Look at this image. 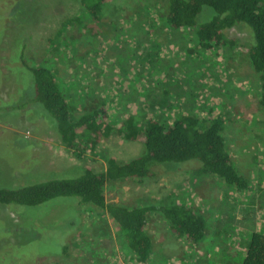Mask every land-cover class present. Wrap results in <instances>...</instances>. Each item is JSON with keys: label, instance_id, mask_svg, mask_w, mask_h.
I'll return each mask as SVG.
<instances>
[{"label": "rangeland", "instance_id": "1", "mask_svg": "<svg viewBox=\"0 0 264 264\" xmlns=\"http://www.w3.org/2000/svg\"><path fill=\"white\" fill-rule=\"evenodd\" d=\"M164 9L165 0H109L96 23L79 0H0V186L76 177L87 165L100 170L108 157L128 161L142 153V134L136 140L111 134L96 145V154L77 158L61 143L50 112L32 99L33 76L22 59L50 67L79 110L105 99L111 114L134 113L140 127L152 108L167 119L220 113L248 189L197 174L195 164L167 162L142 182L108 183L105 196L131 206L182 201L205 215L206 235L197 245L175 237L163 218L151 215L148 264L239 261L252 233L264 231V120L258 77L246 55L248 30H227L233 46L199 50L191 29L166 25ZM165 92L167 103L160 100ZM12 205L0 203V264H137L109 215L94 206L68 196ZM65 242L70 249L63 255Z\"/></svg>", "mask_w": 264, "mask_h": 264}, {"label": "trees", "instance_id": "2", "mask_svg": "<svg viewBox=\"0 0 264 264\" xmlns=\"http://www.w3.org/2000/svg\"><path fill=\"white\" fill-rule=\"evenodd\" d=\"M79 2L87 17L97 23L109 0ZM163 15L171 30L191 29L199 50L233 46L227 30L237 25L247 28L246 55L258 77L257 106L264 120V0H165ZM22 62L33 76L32 99L50 112L56 120L53 127L61 143L77 158L84 159L86 152L96 154V145L111 134L127 140H136L142 134V153L128 161L108 157L100 170L87 165L76 177L41 178L15 187L0 186V203L37 206L57 197H74L77 204L94 206L102 216L109 215L122 247L132 253L137 264H148L154 246L149 231L152 216L159 215L172 235L191 245L204 240L207 219L182 201L137 206L108 201L105 196L108 183L127 178L142 182L160 174L167 162H182L195 164V173L215 175L237 190L249 188V178L237 167L228 150L223 133L226 118L222 114L201 117L190 113L167 119L152 108L153 113L147 115L145 125L140 127L134 113L120 117L111 114L105 99L91 109L84 105L80 111V105L61 88L50 67L30 65L23 59ZM167 95L165 92L160 100L167 103ZM61 246L60 254H67L69 243ZM221 264H264V231L252 233L241 260Z\"/></svg>", "mask_w": 264, "mask_h": 264}]
</instances>
